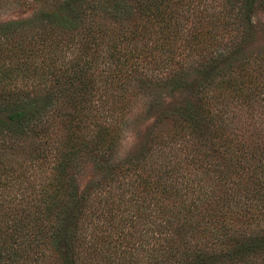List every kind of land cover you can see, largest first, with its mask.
<instances>
[{
	"label": "trees",
	"instance_id": "trees-1",
	"mask_svg": "<svg viewBox=\"0 0 264 264\" xmlns=\"http://www.w3.org/2000/svg\"><path fill=\"white\" fill-rule=\"evenodd\" d=\"M255 2L212 0L219 10L209 14L201 0H63L60 14L0 26L15 49L0 65V264H264V132L251 123L264 119V94L254 85L264 68L250 72L210 48L212 17L222 15L240 36ZM189 25L186 45L199 56L186 63V54L175 57L174 40ZM222 59L228 63L220 66ZM163 67L175 87L185 86L190 69L210 68L206 88L215 87V100L204 90L193 107L208 116L215 104V147L195 138L175 159L163 152L153 162L149 147L140 160L113 159L125 123L121 102L161 79ZM233 99L248 117L228 115ZM190 104L172 114L183 126L193 119ZM84 159L106 173L92 192L114 199L118 177L137 174L116 205L104 201L108 226L91 248L80 226L88 199L74 184ZM119 216L131 227L124 237ZM148 222L157 234L139 229Z\"/></svg>",
	"mask_w": 264,
	"mask_h": 264
},
{
	"label": "rangeland",
	"instance_id": "rangeland-1",
	"mask_svg": "<svg viewBox=\"0 0 264 264\" xmlns=\"http://www.w3.org/2000/svg\"><path fill=\"white\" fill-rule=\"evenodd\" d=\"M61 1L63 0H0V26L7 23L31 20L42 12L60 14L61 11L59 7ZM102 1L106 2V5L109 6V4L111 5L115 0ZM211 2L212 0H201L199 5V7H201L200 10L206 7L209 14L212 13L214 9H216L215 12H217L219 10L218 5L214 4L211 7L213 4ZM196 13H198V11ZM202 15L203 14L200 16ZM212 19H214L215 25L211 32L212 45H210V48L225 50L227 52L226 57L229 53L234 57L233 59L229 57V63H232L234 60L232 64L236 61H242L244 62L243 64L248 65L247 70L250 72L254 69L260 70L264 68V0H256L251 18L248 24H245V31L240 36H238V34L241 32L227 23L228 20L224 19L222 15H218L216 20L214 16ZM192 32L193 28L190 26L188 30H182L178 34L180 36L174 40L175 57L179 58V53L186 54V63L195 61L199 56L189 51V47L186 45V41L190 38ZM4 38L5 36L0 37V65H3V63L7 64L8 62L3 55H12V50H15L10 48V42H7ZM222 62L223 59L220 61V66L228 63L227 59L223 64ZM224 67L227 66L224 65ZM209 70L210 68L204 67L190 69L189 75L185 77V86L175 87L172 83L163 79L167 73L166 67L159 68L157 77L161 78L163 81L161 79H154L153 81L144 83L143 85H145V87L140 88L139 93L136 92L121 102L120 106L125 114V123L121 126L119 141L112 158L122 160L124 164L137 161L140 160L149 147V153H153L149 159L151 158L154 160L153 162H159L160 158H158L157 155L163 152H167V158L175 159V155L179 156L190 150L189 146L195 138L201 140L206 148L215 147V140H217V137L215 139V130L218 124L215 119V104L209 110L211 114L208 116L205 114V110L200 109L199 111H195L196 107H193V105L196 106L204 90L203 95H207L208 100H215V92L212 91H215V87L210 86L206 88L209 81H206L205 73ZM36 71H38L37 74H40L39 72L42 71V68L36 69ZM201 71H204V73H201ZM216 73L222 74L223 70L217 71ZM148 74L150 75V73ZM178 75H182V71L177 72V76ZM23 78L25 77L21 76V80ZM255 83L254 85H259L257 88H262L260 91V96H262L264 94V76L258 75V79ZM247 85L249 84L247 83ZM235 101L236 100L233 99L232 103L230 102V104L225 107L227 111L229 110L228 115L248 117L245 113L246 109L240 108L242 104ZM185 104H190L194 112L192 113L193 119L191 123L183 126L174 120L172 114L176 107ZM258 105L259 103L257 104L256 102L255 107ZM204 109H206V106H204ZM255 120L258 122L259 126L254 129L264 132V119H258L256 116L251 123H254ZM238 125L246 127V129L252 127V124L249 125L242 122L238 123ZM155 135L160 136L161 142L158 144H156L155 139H153ZM155 144L157 146H155ZM167 144H171V147ZM153 145L155 149L154 147L151 148ZM197 151L191 150L190 154H196ZM201 155H203V150L199 152L198 157H201ZM125 160L127 162H124ZM147 163L149 164V162ZM74 170L76 172L74 175V184L76 185L77 195L80 197H87L88 199V216L86 219L83 217L80 219V226L82 235H85L86 239L85 247H90L92 242H99L96 240L97 237L95 236L104 234V228L108 226L107 218H105V213H103L106 209L104 201L108 200V202H111V200H114L113 202L116 205L118 201L117 198L120 197L119 193L121 187L129 183H136L137 174L133 172L124 177H118L117 181L114 182V184H116L115 193L117 195L116 199H114L112 195L108 196V193L104 190H100V192L94 190L92 192V184L97 180H104L106 174L104 173L105 171L101 173L99 166L95 165L94 162L84 159ZM119 184L122 185L120 186ZM122 207L121 205L120 209ZM112 211L117 213V210L113 209ZM69 214L70 213L65 215L66 219L69 217ZM118 214H120V212H118ZM64 219L63 224L65 226H70V223H64L66 221V219L65 221ZM116 220L119 223L117 226H119L121 230V237L126 236L127 231L131 230V227L129 224L125 223L122 218L120 219V216L117 217ZM139 229L147 236L157 234V227L154 226L152 222H148L144 226L141 224ZM123 244V242L119 244L120 249Z\"/></svg>",
	"mask_w": 264,
	"mask_h": 264
}]
</instances>
